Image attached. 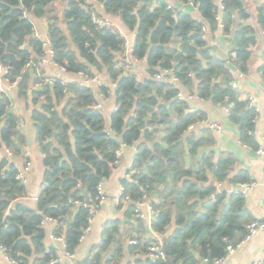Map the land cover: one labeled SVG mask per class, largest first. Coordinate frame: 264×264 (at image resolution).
<instances>
[{"label":"trees","instance_id":"obj_1","mask_svg":"<svg viewBox=\"0 0 264 264\" xmlns=\"http://www.w3.org/2000/svg\"><path fill=\"white\" fill-rule=\"evenodd\" d=\"M57 1L0 0V65L10 66L8 75L16 81L17 97L33 105L30 118L43 166L36 209L32 210L17 201L25 186L15 178L16 166L0 158V244L7 256L18 264H50L56 251L43 243L45 216L56 220L53 233L63 236L65 250L74 252L90 218L88 208L75 204L85 201L81 188L89 196V205L95 204L97 185L110 176L120 148L126 145L135 147L131 176L120 180L130 200L126 211L132 215L143 195L155 196L151 204L157 214L150 228L161 239L164 252V258L151 260L146 254L152 239L142 241L138 236L128 250L146 257L126 264H202L205 259L222 257L227 244L246 234L249 219L240 193L217 191L207 184L208 175L232 183L250 178L244 173L230 177L227 156L213 161L212 154L205 153L196 158L198 149L212 142L213 136L209 131L197 137L186 133L191 124L205 117L200 111H190L185 98L176 95L180 84L200 99L226 102L230 118L240 124L242 142L257 148L251 134L255 113L236 99L230 84L232 67L246 72L249 47L255 42L250 25L234 27L235 19L248 18L243 2L221 0L224 10L218 30L216 0H177L193 3L198 18L168 0H96L104 14L118 17L134 32L130 57L145 62L147 73L137 78L126 69L130 61L128 55V62L124 61V37L110 24L98 27L92 22V12L101 16L89 0H62L64 7L53 15L51 5ZM40 18H46L52 61L66 73L105 78L97 92L60 77L44 80L39 65L44 50L32 36V21ZM258 23L263 29L261 10ZM202 27L211 35L222 32L228 41L226 59L211 53L207 38L201 37ZM232 52L235 58L231 61ZM164 69L171 72L156 79ZM38 84L40 88L32 89ZM110 94L116 107L108 124L106 115L93 105ZM10 103L5 94L0 96V146L19 153L25 137L18 116L8 109ZM188 155L189 164L185 161ZM134 220L142 232V220ZM119 234L118 222L104 225L100 242L80 264H101L109 249L103 263L119 264L123 256Z\"/></svg>","mask_w":264,"mask_h":264},{"label":"crops","instance_id":"obj_2","mask_svg":"<svg viewBox=\"0 0 264 264\" xmlns=\"http://www.w3.org/2000/svg\"><path fill=\"white\" fill-rule=\"evenodd\" d=\"M89 2L94 5L96 12L101 16V19L107 21L122 34L125 39L126 53L129 58L133 60L134 65L135 59L130 57V50H132L133 47L134 32L128 31L122 25V22L118 17L104 14L102 7L96 2V0H89ZM242 2L243 7L248 13V18L243 21L235 19L234 27L237 23L250 25L254 30L255 42L249 47L250 55L246 63V72L233 77L237 85L234 90L236 91V99L239 102L244 103L245 108L249 97H252L255 100L256 118L252 121L253 130L251 134L254 142L259 144L260 137L264 131V70L261 68L264 64V37L261 35L262 29L258 23V15L260 10L261 14L264 10V0H242ZM168 3L176 6L178 9L189 12L195 18H198V13L193 3H178L177 0H168ZM216 3H218V0H216ZM51 11L53 15H57L55 10L52 9ZM35 21L39 31L46 32V18H40ZM231 29H233V26H231ZM206 38L210 47L211 44H213L225 45L228 48V41L220 31L216 32L214 35L207 32ZM211 53L218 55L216 50L212 49V47ZM124 61L128 62L125 59ZM138 63L137 68H141V77L146 76L145 62L138 61ZM41 69L43 72L42 76L44 78H49L50 76H54L58 73L57 66L51 61L42 64ZM132 72L137 75L136 71L133 70ZM62 77L70 81L82 83V78L77 74L65 72L62 74ZM136 77L138 78V76ZM104 79L105 78L102 77V80ZM175 83L177 85L179 84L176 81ZM97 87L98 86L93 85L92 89L97 92ZM178 87L187 101L190 111L202 112L205 117L202 119L210 120L220 127L219 130H214L203 124H195L192 128H190L191 130L188 129L186 133L192 132L196 137L202 134L206 136L207 131H209L213 136L212 142L198 149L196 158H199L205 153H211L213 161H217V159L221 157H229L231 161L229 165L230 171H228L229 176L232 177L238 173H244L250 178L248 183H252V187L242 192L240 184L246 182L241 181L238 183H232L228 181L227 178L220 180L212 175H208L207 184L213 185L217 191H225L227 194L239 192L243 198L245 216L249 219V222L254 220L264 222V176L261 169V160L255 153L254 148L242 142L240 136V124L230 118L228 113L229 106H225V102L219 104L210 100L200 99L195 96V94L189 93L186 88H182L180 84ZM37 88H40V85H34L32 89ZM29 91H31V89ZM5 95L11 102L8 107L9 111L14 112L19 118L18 126L24 134L25 142L21 146V152H13L11 156L5 155L3 150L4 146L1 144L0 158H5L8 162L13 163L16 168H19L25 153H27V157L31 161V169L26 174L27 179L24 184L25 193L23 196L19 197L17 201L34 210L36 209V197L39 191V185L42 181L43 166L42 154L35 142L33 123L30 118V111L33 108V105L29 99H27L26 102L25 99L18 98L16 88H13ZM98 102H100L101 111L106 115V122L109 124V116L116 107L114 95L110 94L107 97L98 98ZM241 114L242 110L240 111V115ZM161 135L162 133L160 132L158 136ZM119 152L120 158L118 163H116V166L110 176L102 183L105 200L100 204L94 213L90 231L74 250L72 264H80L88 255H90L92 251H94L95 247L93 248V246L100 242L103 226L110 225L115 221L119 224L121 234H119L118 237L123 248V256L119 261V264H126L129 261H133L138 258L144 259L146 257L145 254L140 252H130L128 247L131 244H129L128 241L129 239L136 240V237L138 236L142 241L152 239V235H150V225H148L147 221H140L143 225V230L142 232H138L141 229H138L137 221H135L133 216L128 214L126 211L130 203H126L119 197L121 187L120 180L126 177V173L131 167L135 154V147L122 145ZM188 157L190 158L188 162L189 164L191 156L188 155ZM148 197L150 201L155 198L153 194ZM248 223H245V227ZM43 226L45 228L43 238L45 247L47 249L51 247L56 251V254H60L62 251L61 246L49 237L52 225L43 222ZM237 235L238 234L235 236ZM244 236L236 242L230 243L238 245L232 254L223 255L224 258L220 264H256L264 258V229L247 239L244 238ZM114 240L116 239L114 238ZM110 252L111 249L103 253L101 264H105L103 262H105L108 258ZM0 264H9L1 252ZM202 264L206 263L203 262Z\"/></svg>","mask_w":264,"mask_h":264},{"label":"built area","instance_id":"obj_3","mask_svg":"<svg viewBox=\"0 0 264 264\" xmlns=\"http://www.w3.org/2000/svg\"><path fill=\"white\" fill-rule=\"evenodd\" d=\"M217 5H218V8H217V14L215 16V19L218 22V30H221L220 20H221V13L224 10V5L221 3V0H218ZM262 15L264 16V10L262 11ZM231 18H233V15H231ZM91 19H92V22L94 24H96V26H98V27H103V26H106L107 24H109L107 21L98 17L95 14V11L92 12ZM206 32H207V30L205 29V27H202V29H201V37L202 38H206ZM261 35L264 37V28L261 30ZM32 36L41 42L42 48L44 50L43 56H41L39 59L40 67L44 63H47L50 61L53 62L52 61L53 51L50 47V45H51L50 37L48 36L47 32H40L39 31L37 24H36V21H34V20L32 21ZM126 55H128V54L127 53L124 54V56L126 58L125 60L128 59V57H126ZM234 58H235V52H232L231 58L229 60L232 61ZM27 65H30V63H27ZM56 66L58 68V73H56L54 76H50L49 78L43 77L44 80L49 81V80H51L52 77H60L64 82L70 81V80L62 77V74L65 73V68L62 66H58V65H56ZM9 70H10V66L0 65V96L3 94H7L9 91H11L16 86V81L10 80V77L8 75ZM170 72H171L170 69H164L160 73L156 74L155 78L156 79L162 78L165 74H168ZM231 72H232L234 77L241 75V72H239V70L236 69L235 67L231 68ZM77 75H79L82 78V84H84L88 87H92L93 85H96V86L103 85L102 81L100 80V78L97 75L86 76L83 73H79ZM171 78L173 80H176L173 76H171ZM230 84H231V87H233V88L237 87L234 79L231 81ZM99 96L101 97V96H103V94L100 93ZM176 96H177V98H184L183 94L181 92H178ZM231 105H232V103H231ZM93 108L101 109L100 102H96L93 105ZM246 108L253 109V111L255 113V116H254V120H255V118H256V107H255V100L252 97L248 98L247 103H246ZM195 124H203V125H206L209 128H212L214 130L220 129V127L216 123H214L210 120H204V119L196 120L193 123V125H195ZM190 128H192V125L189 126V130H191ZM3 150H4V153L6 156L12 155V151L9 148L4 147ZM255 153L259 156V158L261 160V169H262V174L264 176V131L260 137V143L258 144L257 148L255 149ZM30 169H31V161L28 159L27 153H25V156L23 158V161H22L20 167L17 168V171L15 173V178L20 180L21 183L25 184L26 179H27L26 174L30 171ZM131 173H132V170L130 167L129 171L126 173L125 178L129 179L131 176ZM251 187H252V183L246 182V183L240 184V188H242V192L250 189ZM119 197L122 198V200L125 201L126 203H128V202L130 203V200H129L128 196L124 193V189L122 186L120 187V196ZM104 200H105V194L103 192L102 184H98L97 185V195L94 198L95 204L91 203L89 205V203H87L85 201H75V204L77 206H83L85 208H88L89 209V215H90V218L88 219V226H86L83 235L79 238V241H82L83 238L86 236V234L90 231L94 213ZM156 214H157L156 209L152 206L151 201L149 200V198L146 195L142 196V202L134 205V208L132 211V216L134 219H140V220L147 221L148 225H150L155 220ZM55 221L56 220L54 218L49 217V216H45L42 220V222H45V223L52 225V229L49 232V237L54 242H57L61 246V250H62L60 252V254H56L53 258L50 259V264H72V261L74 258V252L65 250V243H64L63 236H57L53 233ZM262 229H264V222H260L257 220L249 222L246 225V231L247 232H246L244 238L247 239V238L257 234ZM150 235H152V242L148 245L146 256L148 258H150L151 260L164 258V252L162 250L161 239L159 237L155 236L153 232H151V228H150ZM128 243L131 245H134L137 242L134 239H129ZM237 245L238 244H235V245L227 244L226 248H225V250H226L225 255L226 254H232L235 251ZM0 252L4 255L5 260L9 264H18L16 261H14L13 259H10L7 256L6 248L1 244H0ZM223 258H224V256H222L220 258L213 259L210 262H208V260L205 259L204 262L206 264H220L221 261L223 260ZM256 264H264V258L262 260L258 261Z\"/></svg>","mask_w":264,"mask_h":264},{"label":"water","instance_id":"obj_4","mask_svg":"<svg viewBox=\"0 0 264 264\" xmlns=\"http://www.w3.org/2000/svg\"><path fill=\"white\" fill-rule=\"evenodd\" d=\"M241 2H242V0H241ZM230 12L233 13V9H230ZM211 47H212V49L216 50V52L218 53V55L221 59H223V60L226 59V55H227L229 50L225 45H213V44H211ZM224 105L228 106V104L226 102L224 103ZM189 159L190 158L188 156L185 157V161L187 164L189 162ZM0 191H2V190L0 189ZM81 192H82V195L84 196L85 202L89 203L90 199H89V196H88L86 190L81 188Z\"/></svg>","mask_w":264,"mask_h":264},{"label":"rangeland","instance_id":"obj_5","mask_svg":"<svg viewBox=\"0 0 264 264\" xmlns=\"http://www.w3.org/2000/svg\"><path fill=\"white\" fill-rule=\"evenodd\" d=\"M64 7V2L62 1V0H60V1H57L56 2V5H51V8H53V10H55V12H57V14H59L60 13V11H61V9ZM129 61H130V63H129V66H126V69L127 70H130V71H136V73H137V75H138V77L140 78L141 77V68L139 67V68H137L138 67V61H136L135 60V63H134V65H133V60H131L130 58H129ZM192 126H193V124H191Z\"/></svg>","mask_w":264,"mask_h":264}]
</instances>
